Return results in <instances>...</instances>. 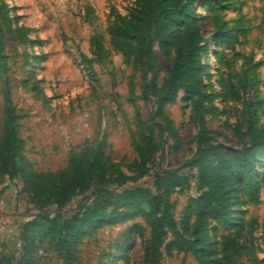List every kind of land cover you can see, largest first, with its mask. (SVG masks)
<instances>
[{
	"label": "rangeland",
	"instance_id": "rangeland-1",
	"mask_svg": "<svg viewBox=\"0 0 264 264\" xmlns=\"http://www.w3.org/2000/svg\"><path fill=\"white\" fill-rule=\"evenodd\" d=\"M240 5L251 31L236 47L241 55H253L262 63L256 68L255 96L259 103L257 124L264 129V0H233ZM137 0H0V28L3 62L0 68V142L4 133V105L8 98L16 114V129L22 140L25 162L37 172L65 168L72 153L99 145L119 163L128 179L108 187L115 199L125 188L154 189L156 173L174 171L179 185L171 188V214L178 229L191 221V200L200 194L195 171L187 162L195 152L196 126L190 100L180 88L171 101L159 103L154 87L163 82L170 58L160 51L157 41L156 75L145 71L136 57H123L113 47L120 17L129 16ZM205 42L206 72L201 90L206 126L211 136L229 153L220 160L228 166L249 146L245 134L246 113L243 97L249 93L239 83L248 66L245 57H231L229 71L222 75L213 56L215 44L209 35L210 19L197 7ZM237 12L228 10L226 17ZM8 20V23L6 22ZM93 39L98 40L100 52ZM223 76V78H222ZM163 116L169 120L164 124ZM149 139V159L137 158L135 143ZM254 166L262 179L258 200L243 204L240 194H224L235 223L232 233L240 248L227 254L225 264H264V140L253 146ZM94 196V188L76 194L62 207L33 200L24 177L9 178L0 173V257L1 264H149L145 262L150 227L142 215L118 217L85 229L69 258L62 257L47 229L48 219H65ZM110 209V208H109ZM59 220V219H58ZM236 229V228H235ZM227 230L208 226L213 249L220 252V236ZM166 231L155 264H197L190 251H171L173 239Z\"/></svg>",
	"mask_w": 264,
	"mask_h": 264
},
{
	"label": "trees",
	"instance_id": "trees-1",
	"mask_svg": "<svg viewBox=\"0 0 264 264\" xmlns=\"http://www.w3.org/2000/svg\"><path fill=\"white\" fill-rule=\"evenodd\" d=\"M197 7H203L206 17L210 19L212 31L209 37L215 44L213 56L217 59L222 75L230 68V61L225 58L227 51L232 52L231 57H245L248 65L241 74L236 75L239 83L250 94L242 100L249 146L242 148L240 157L231 159L229 167H220L221 158L226 161L229 151L223 154L222 147L206 126L205 114L208 110L203 107L200 94L202 76L206 72V55H202L201 50L206 38L198 23L200 16ZM228 10L237 12L236 16L226 17ZM250 31L251 26L241 13L240 5L236 6L233 0H137V6L128 17H120V25L115 28V51L123 57H136L145 71L153 75L157 73L155 41L164 56L170 58L163 82L153 89L159 103L173 100L180 88L184 89L190 100L192 119L197 130L194 136L195 152L187 164L195 171V183L200 194L191 200V221L181 229L176 226L169 202L171 188L180 184L179 174L174 171L156 173L152 182L153 190L148 187L125 188L115 199H111L103 195L114 193L108 187L119 186L128 177L122 173L119 163L106 155L99 145L72 153L68 165L56 172H37L24 160L22 140L16 129V114L9 99H6L4 133L0 142V173L9 178L17 175L24 177L38 205L49 203L58 209L72 196L94 188V196L81 204L73 215L65 219L55 215L48 219L54 228L47 230L62 257L69 258L72 255L85 229L113 220L115 213L120 218L136 215L146 218L150 235L145 262L149 264H155L156 256L160 255L167 230L172 231L174 236L165 245L167 251H190L197 264H225L223 259L227 254L230 252L234 255L236 249L240 248L236 238L231 235L241 229L242 221L234 222L233 212L229 202L224 200V194L232 192L230 186L234 185L237 186L234 191L239 192L243 204L258 200L262 179L258 177L254 166L255 153L251 149L264 140V129L257 124L259 103L254 94L256 68L262 61L254 60L252 54L241 55L236 51ZM2 37L0 28V68L4 59ZM93 41L99 53V42L96 39ZM162 117L164 124L169 125L167 117ZM150 147L147 138L142 143L134 144L137 158L143 164L149 159ZM209 225H219L227 230L220 236V252L213 249L208 234Z\"/></svg>",
	"mask_w": 264,
	"mask_h": 264
}]
</instances>
